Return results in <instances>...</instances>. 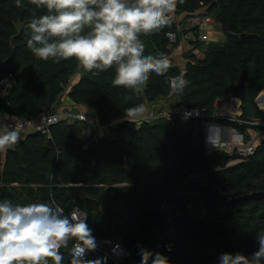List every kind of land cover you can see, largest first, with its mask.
Returning <instances> with one entry per match:
<instances>
[{"label":"trees","instance_id":"16d2710c","mask_svg":"<svg viewBox=\"0 0 264 264\" xmlns=\"http://www.w3.org/2000/svg\"><path fill=\"white\" fill-rule=\"evenodd\" d=\"M22 3L16 7L15 0H0V78L13 76L12 86L0 95V113L79 111L66 105L69 98L89 105L87 114L102 131L87 135L83 121L63 118L52 125V137L36 130L20 133L19 143L0 152V201L55 200L65 211L80 207L95 238L119 239L129 250L121 264H141V248L163 254L169 264H219L222 253L251 257L258 250L256 234L264 231V199L229 198L264 190V142L247 160L227 166L228 154L206 151L201 118L117 121L125 109L146 102L212 111L218 97L245 101L249 94L253 100L264 90V0H184L176 13L205 6L223 34L218 41H194L203 53L185 45L183 58L173 53L166 36L176 28L172 20L142 35L145 55L165 54L173 66L164 76L152 74L139 96L113 86L114 69L94 75L74 59L35 58L27 47V25L45 10ZM243 32L258 37H242ZM180 67L187 69L186 86L176 92L170 78ZM256 114L264 116L260 109ZM213 175L225 176V192ZM70 249L71 243L61 249L69 261Z\"/></svg>","mask_w":264,"mask_h":264},{"label":"clouds","instance_id":"9594fccd","mask_svg":"<svg viewBox=\"0 0 264 264\" xmlns=\"http://www.w3.org/2000/svg\"><path fill=\"white\" fill-rule=\"evenodd\" d=\"M44 14L33 16L27 25V47L39 60L59 63L74 59L79 68L94 75L114 69V87L143 95L152 74L164 76L173 66L165 54L145 55L142 35L168 26L184 0H28ZM16 7H24L15 0ZM173 90L186 86L183 75L172 81ZM130 97H125V100ZM145 105L125 109L119 122L146 119ZM20 130L0 125V152L19 143ZM87 215L76 211L65 215L55 200L49 203L13 204L0 201V264H63L62 248H68L69 264H101L88 259L97 249ZM258 250L251 257L222 253L219 264H264V231L256 234ZM170 250V249H169ZM141 264H169L159 252L141 248Z\"/></svg>","mask_w":264,"mask_h":264},{"label":"built area","instance_id":"2783aa9c","mask_svg":"<svg viewBox=\"0 0 264 264\" xmlns=\"http://www.w3.org/2000/svg\"><path fill=\"white\" fill-rule=\"evenodd\" d=\"M173 22L176 24L174 30L166 32L170 44L174 47L173 53L183 58L180 50L187 45V50L197 53L204 52L205 48H197L194 41L209 42L218 41L222 36L220 22L207 11L203 6L201 9L193 12L175 13ZM187 69L180 67L179 72L170 78V85L173 88L172 81L181 75L184 76ZM13 84L12 73L0 78V95L4 90ZM244 101L237 96L227 95L218 97L214 101L212 111L206 108L195 107H168L161 104H150L146 107V119L162 118L173 121L175 118H201L203 123L204 146L206 151H223L230 156L227 166L247 160L254 154L264 142V116H257L256 110L264 112V90L260 91L253 99L254 109L252 114H247L243 107ZM230 105L224 107L225 105ZM65 118L72 121L73 118L79 119L85 123V132L87 135L96 133V125L84 111L47 110L37 111L31 115L22 117H10L0 113V125L7 124L10 127L19 128L20 132L26 130H36L52 137V125ZM99 126V125H97ZM76 211L78 214H86L80 207L75 206L70 211H65V215ZM87 215V214H86ZM87 220V219H86ZM97 249L88 253V259H100L101 264L107 259L114 264H121L129 256V250L119 239L104 237L95 238ZM71 248L73 246L72 242Z\"/></svg>","mask_w":264,"mask_h":264},{"label":"water","instance_id":"95a60500","mask_svg":"<svg viewBox=\"0 0 264 264\" xmlns=\"http://www.w3.org/2000/svg\"><path fill=\"white\" fill-rule=\"evenodd\" d=\"M241 36L242 37H246V36H249V37H258V34L256 33H241ZM231 84H234V82H231ZM243 107L245 109V112L247 114H252L253 112V109H254V103H253V100L251 99V96L249 94L246 95V99L243 103ZM213 179L217 182L220 183L221 185V190L223 192L226 191L227 189V181H226V178L224 175H220V176H216V175H213ZM264 199V190H252V191H249V192H246V193H241L239 195H235V196H232L230 197L229 199ZM164 210H166V206L164 205L163 207ZM69 263V255L68 254H65V261L63 262V264H68Z\"/></svg>","mask_w":264,"mask_h":264},{"label":"crops","instance_id":"0c3cea01","mask_svg":"<svg viewBox=\"0 0 264 264\" xmlns=\"http://www.w3.org/2000/svg\"><path fill=\"white\" fill-rule=\"evenodd\" d=\"M10 87H8V88H6L5 90H4V92H6L8 89H9ZM65 103H67L66 105H68L69 107H71V106H76L78 109H79V111H84V112H89V109H90V106L89 105H87V104H82V105H76V104H73V102H71V100L69 99V98H66V100H65ZM64 103V104H65ZM157 103H159V104H165L166 102L164 101V100H159L158 102H156L155 104H157ZM150 104H154V103H151V102H146L144 105H145V107H147V106H149ZM26 132H29V130H26V131H23V132H20V133H26ZM96 132H98L99 133V129H97L96 130Z\"/></svg>","mask_w":264,"mask_h":264},{"label":"rangeland","instance_id":"374dc122","mask_svg":"<svg viewBox=\"0 0 264 264\" xmlns=\"http://www.w3.org/2000/svg\"><path fill=\"white\" fill-rule=\"evenodd\" d=\"M149 41H150V44H151L150 46H152V48H158V44H159L158 42H157L158 44H154L153 41H151V40H149ZM198 51H199V50H197V52H198ZM199 53H201V52H199ZM157 104H159V103H157ZM90 118L92 119V117H90ZM93 120H94V119H92V121H93ZM93 122H95V120H94ZM95 123H98V122L96 121ZM97 125H99V124H97ZM97 125H96V127H95L96 130L102 128L101 126H97ZM103 128H104V127H103ZM105 128H106V127H105ZM100 131H102V130H99V133H100Z\"/></svg>","mask_w":264,"mask_h":264},{"label":"bare ground","instance_id":"6f19581e","mask_svg":"<svg viewBox=\"0 0 264 264\" xmlns=\"http://www.w3.org/2000/svg\"><path fill=\"white\" fill-rule=\"evenodd\" d=\"M228 106H230V105L228 104V105H225L224 107H228Z\"/></svg>","mask_w":264,"mask_h":264}]
</instances>
